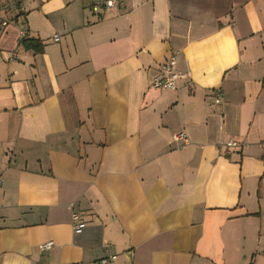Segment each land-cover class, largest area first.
<instances>
[{
    "label": "crops",
    "instance_id": "obj_1",
    "mask_svg": "<svg viewBox=\"0 0 264 264\" xmlns=\"http://www.w3.org/2000/svg\"><path fill=\"white\" fill-rule=\"evenodd\" d=\"M98 1L0 13V264H264V0Z\"/></svg>",
    "mask_w": 264,
    "mask_h": 264
},
{
    "label": "built area",
    "instance_id": "obj_2",
    "mask_svg": "<svg viewBox=\"0 0 264 264\" xmlns=\"http://www.w3.org/2000/svg\"><path fill=\"white\" fill-rule=\"evenodd\" d=\"M116 3V0H99L98 4L102 7H113ZM13 13L17 16L22 14V7L18 4V2H13L11 0H6L0 2V13ZM18 19L16 20V22ZM15 22V23H16ZM3 25H8V20H2L1 22ZM19 38L20 41L23 39L28 38L29 35V27L26 23L22 22L20 23V32H19ZM55 40H59V37L56 35ZM179 60L178 52H174L167 62L163 65L161 72L154 78L153 85L157 88H167L171 90H176L178 81H179V73L176 69L177 62ZM188 76H191L190 70H188ZM216 101L221 102L222 101V91L220 89L216 90ZM176 140H183L184 142H188V138L186 137V134L184 132H179L175 134ZM262 145L264 146V140L262 141ZM228 147L232 146H242V143L236 140H229L227 142ZM77 219V217H76ZM84 227V223L78 222L74 229L76 232H80L82 228ZM54 246L53 241H47L40 245L42 250H48L51 249ZM116 259V255H106L99 260L95 264H114V261Z\"/></svg>",
    "mask_w": 264,
    "mask_h": 264
},
{
    "label": "trees",
    "instance_id": "obj_3",
    "mask_svg": "<svg viewBox=\"0 0 264 264\" xmlns=\"http://www.w3.org/2000/svg\"><path fill=\"white\" fill-rule=\"evenodd\" d=\"M21 42L25 44L27 49H33L36 53L41 52L43 50V44H41L37 40H31L30 38H26L23 39ZM262 84L264 86V78L262 80Z\"/></svg>",
    "mask_w": 264,
    "mask_h": 264
},
{
    "label": "rangeland",
    "instance_id": "obj_4",
    "mask_svg": "<svg viewBox=\"0 0 264 264\" xmlns=\"http://www.w3.org/2000/svg\"><path fill=\"white\" fill-rule=\"evenodd\" d=\"M13 2H15V0H12Z\"/></svg>",
    "mask_w": 264,
    "mask_h": 264
}]
</instances>
